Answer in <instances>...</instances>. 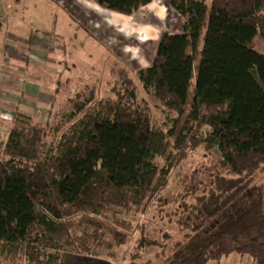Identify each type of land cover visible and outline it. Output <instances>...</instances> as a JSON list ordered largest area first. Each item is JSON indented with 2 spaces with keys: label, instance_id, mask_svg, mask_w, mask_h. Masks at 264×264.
<instances>
[{
  "label": "trees",
  "instance_id": "trees-1",
  "mask_svg": "<svg viewBox=\"0 0 264 264\" xmlns=\"http://www.w3.org/2000/svg\"><path fill=\"white\" fill-rule=\"evenodd\" d=\"M93 1L130 16L146 0ZM167 3L180 17L178 31L160 33L137 76L177 114L173 127L151 123L122 70L108 83L110 97L96 98L91 89L66 98L71 109L55 114L52 140L49 127L17 112L0 156L4 261L72 264V254L102 251L113 257L131 224L104 212L142 213L153 199L160 211L177 204L182 234L166 248L169 234L161 245L140 225L122 264H208L232 254L264 264V182H257L264 171V54L252 46L264 39V0ZM203 142L217 146L220 160L162 195L171 169ZM163 157L158 167L153 161ZM201 173L208 183L198 186ZM150 248L157 251L143 260Z\"/></svg>",
  "mask_w": 264,
  "mask_h": 264
},
{
  "label": "rangeland",
  "instance_id": "rangeland-1",
  "mask_svg": "<svg viewBox=\"0 0 264 264\" xmlns=\"http://www.w3.org/2000/svg\"><path fill=\"white\" fill-rule=\"evenodd\" d=\"M205 1L208 4L210 0ZM0 19L1 23L5 20L2 31L7 29V33L21 34L26 40L38 38L36 47L25 46L24 49L22 42L12 44L10 41L7 44V51H25L26 60L30 59L31 65H26L28 68L25 73L19 70L21 72L11 74L30 85L26 93L22 87L14 86L8 90L10 96L7 99L0 97L6 103L4 107L0 105V156L17 112L30 115L39 125L49 127V140H52L56 137L54 128L59 121L55 114L60 115L63 110L71 109V105L66 104V98L72 97L77 91L86 94L91 89H94L96 98L110 97L108 83L116 78L119 70L125 71L132 80L139 105L149 115L151 123L163 130L173 127L177 114L165 108L152 91L146 92L137 76L138 70L150 65L160 33L178 31L180 17L168 6L167 0H146L130 16L106 10L93 0H0ZM203 33L204 29L202 36ZM7 38L3 42L11 40ZM252 46L264 54V39L254 38ZM199 52L200 47L196 51L194 67L198 64ZM23 56L18 57L20 65H23ZM192 93L193 80L188 89V102L191 101ZM18 97L20 102L16 107ZM173 140L171 138V142ZM219 160L217 146L203 142L175 164L161 194L183 189L189 183L188 178L193 177L194 170H203L211 162ZM153 162L161 167L165 158H156ZM197 181L198 186L208 183L207 174L201 173ZM257 182H264V171L258 174ZM152 200L146 203L142 213L132 210L112 214L105 211L103 215H107L109 220L117 217L131 224L126 230V244L115 247L113 257L107 255L106 251H102L100 256L72 254V264L124 263L140 225L144 226L150 239L161 245H164L163 235L169 234L168 248L170 242L182 234L174 223L178 216L175 211L177 204L165 206L160 211ZM156 251L157 248H150L142 255V259L150 258ZM0 264L11 263L0 257ZM208 264H251V260L232 254L219 262L211 261Z\"/></svg>",
  "mask_w": 264,
  "mask_h": 264
},
{
  "label": "crops",
  "instance_id": "crops-1",
  "mask_svg": "<svg viewBox=\"0 0 264 264\" xmlns=\"http://www.w3.org/2000/svg\"><path fill=\"white\" fill-rule=\"evenodd\" d=\"M5 21V20H4ZM2 23H5V22ZM0 23V97L7 99L10 95H9V89L10 87H22L23 91L26 93V90L28 89V86L30 85V83H26V82H22L19 79H17L16 76H12L11 74H15L16 72H24L25 73V69L29 67V64L31 65V61L30 59L26 60V52L25 51H14L12 49H10L9 51H7L6 49L8 48L7 44H9V42L11 41L12 44L15 43H20L22 42V45L24 46L23 48L25 49V46H30V47H36L37 43L36 40L38 38H30V40H26L23 39V37L21 36V34H14V33H7V29L2 31L1 28L3 26V24ZM12 34V35H10ZM6 36L8 37L7 39H11L8 42H3L4 40H6ZM15 36V37H13ZM20 36V38H19ZM12 37V38H10ZM19 40H16L18 39ZM22 48V46H21ZM22 48V49H23ZM21 55H25L23 56V65L19 64V60L18 57H20ZM30 58V57H29ZM26 65L28 67H26ZM21 70V71H19ZM38 87L40 86L37 83ZM12 94V93H11ZM21 97V96H20ZM3 99V100H4ZM5 101H1L0 100V105H2L3 107L6 105V103H4ZM20 102V98L18 97L16 99V107L19 105Z\"/></svg>",
  "mask_w": 264,
  "mask_h": 264
},
{
  "label": "built area",
  "instance_id": "built-area-1",
  "mask_svg": "<svg viewBox=\"0 0 264 264\" xmlns=\"http://www.w3.org/2000/svg\"><path fill=\"white\" fill-rule=\"evenodd\" d=\"M1 20V19H0ZM1 23V22H0Z\"/></svg>",
  "mask_w": 264,
  "mask_h": 264
}]
</instances>
